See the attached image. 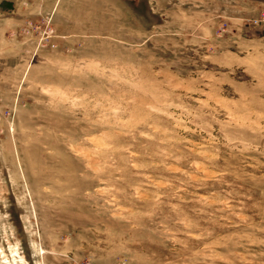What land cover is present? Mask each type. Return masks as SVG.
Segmentation results:
<instances>
[{"label": "rangeland", "instance_id": "374dc122", "mask_svg": "<svg viewBox=\"0 0 264 264\" xmlns=\"http://www.w3.org/2000/svg\"><path fill=\"white\" fill-rule=\"evenodd\" d=\"M0 264H264V0H0Z\"/></svg>", "mask_w": 264, "mask_h": 264}]
</instances>
